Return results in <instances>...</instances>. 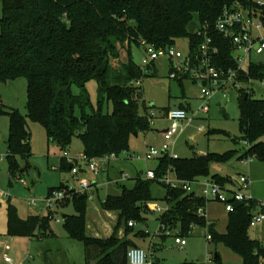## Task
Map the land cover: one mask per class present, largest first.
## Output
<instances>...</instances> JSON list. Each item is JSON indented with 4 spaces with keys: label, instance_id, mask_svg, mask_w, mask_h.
<instances>
[{
    "label": "trees",
    "instance_id": "1",
    "mask_svg": "<svg viewBox=\"0 0 264 264\" xmlns=\"http://www.w3.org/2000/svg\"><path fill=\"white\" fill-rule=\"evenodd\" d=\"M3 4L0 34V82L25 77L28 80V113L18 109L6 110L0 100V117L8 114L10 129L7 136V161L11 176L22 175L19 159L29 158L32 152L29 120L43 125L47 140L66 149L72 139L84 142L88 159L101 158L128 151L130 136L150 129L151 108L143 97L141 85L134 82L155 75L157 66L144 73L133 58V46L140 41L157 48L175 45L185 38L193 53L197 52L203 36L190 33L189 25L199 15L201 28L210 24V35L219 47L214 63L224 68L236 66L232 41L215 30L217 19L226 6L241 2L264 21V5L256 0H0ZM200 28V29H201ZM126 53V59L123 54ZM241 78L262 79L264 66L251 63ZM187 77L176 78L183 85ZM98 84V108H95L87 84ZM195 83V82H193ZM77 89V91H76ZM253 87L240 91L242 140L250 143L239 158L255 155L264 160V99L254 98ZM247 95V96H246ZM113 110L104 112V103ZM181 108H185L180 106ZM186 109V108H185ZM170 108L166 109L167 113ZM237 155L196 154L192 157H160L154 169L155 179L142 175L134 178V186L122 187L120 195H108L101 203L104 210L118 213L113 233L108 237H95L87 233L89 194L79 193L70 185L61 184L67 197L58 202L66 205L71 199L76 213L67 215L64 227L69 237L83 242L87 264H129L128 251L136 246L129 240L135 229L131 220L141 223L155 200L154 183L166 189L165 200L170 206L159 216L161 225H180L179 233L190 235L194 226L207 228L213 244H223L243 258V264H263L264 240L250 235L253 211L258 200L249 205L231 199L233 210L228 212L226 233L216 229L199 214L208 201L196 193L173 188L160 178L173 168L179 179L195 183L204 179L222 186L233 183L229 176L212 174L214 163H227ZM75 164L61 157L60 169L71 171ZM54 188L51 190V192ZM264 210V209H263ZM53 211L48 214L22 218L17 208L9 203L7 234L11 236H46L50 232ZM125 236L119 237L121 229ZM149 235L146 231L139 232ZM47 256V254L45 253ZM49 260V259H48ZM217 264H225L221 257ZM49 264L50 261H49ZM154 264V263H153ZM194 264V263H184Z\"/></svg>",
    "mask_w": 264,
    "mask_h": 264
},
{
    "label": "rangeland",
    "instance_id": "2",
    "mask_svg": "<svg viewBox=\"0 0 264 264\" xmlns=\"http://www.w3.org/2000/svg\"><path fill=\"white\" fill-rule=\"evenodd\" d=\"M264 3V0H256ZM3 4L0 1V34L2 32ZM263 22L260 29H255V35L264 37V21L261 17L256 18V22ZM201 28L199 15H195L188 29L190 33H195ZM176 44L186 49L188 40L180 38ZM145 55L142 47L133 46V58L141 64ZM126 59V53L123 54ZM253 64L264 66V52L257 54L253 52L244 65L248 70ZM157 72L144 78L141 82L143 97L149 106L152 114L150 129L145 132H139L130 136V148L119 155V158H110L99 163L100 172L95 175L90 171L84 162L81 165L86 171L80 170L75 176L71 171H62L60 169V159L66 151L69 156L76 157L79 153H84V142L76 136L66 149H61L54 143H48L46 130L43 125L29 120L31 131V146L33 154L27 159H19L22 167L27 166L26 172L17 177L10 174L7 161L6 138L10 129V117L4 114L0 117V191L5 196H0V264L5 262V255H9L15 264H49L48 257L43 253L41 247L50 243L53 248L60 243L69 259L70 264H87L86 250L83 242L69 237L65 227L63 214L73 215L76 213L75 206L71 199H67L66 205H55L53 218L50 222V232L48 235H37L35 237L11 236L7 234V219L9 203L13 204L22 218H27L32 210L49 213L45 209V199L50 194V189L61 190L62 183L70 185L80 191L78 181L86 178L93 187L89 193L94 195L88 202L87 217L88 222L96 223L99 229L98 221L105 219V222H111V215L108 210H104L101 203L108 195H120L122 187L132 188L135 184L134 178L139 174L143 177L149 169H156L160 163V157L146 159L145 155L152 147L162 150L165 139L162 129L168 127L170 122L165 117V111L168 108H177L183 106L188 112V119L182 124V130L174 137L175 146L171 148L170 155L176 153L178 157H192L196 154L217 153L225 154L235 152L237 155L227 163H214L211 166L212 174L229 176L233 181H237L241 174H246L249 178V187L242 191L264 203V160L258 159L255 155L253 161L247 163L249 158H239L247 150V146L242 140V131L240 126L241 118V98L236 89L229 91L228 96L224 97L219 92L214 95L209 102V111L203 112L201 106L204 101L200 99L201 86L186 79L183 85L176 79L170 78L169 61L162 58L157 61ZM249 86L253 87L254 98L264 99V81L254 79ZM87 88L91 95V100L95 108H98V84L95 80H90ZM28 80L25 77L0 82V100L5 105L6 110L12 108L18 109L23 115L28 113ZM247 89V86L244 87ZM250 89V88H248ZM77 91V89H76ZM113 107L111 103L105 102L103 105L104 112H111ZM205 132L198 139L197 135ZM107 164H109L107 166ZM122 172L128 177L123 180ZM19 177L26 180V184L20 182ZM202 181L194 185L195 191L201 195L203 187ZM229 188L235 190L236 185H230ZM167 189L158 183L152 185V194L155 200L148 205L149 211L144 214L145 222L137 223L135 229L129 234V240L139 247L149 250L151 239L155 240L152 263L149 264H217L214 256L218 253L225 264H242L241 260L231 259L222 252L225 249L234 257L233 252L223 244H213L208 238L207 228L194 226L190 235L183 236L187 240L184 247H180L176 242V235L179 233L180 225L168 226L171 235H167L161 228L159 216L169 209V204L163 200ZM82 193V192H79ZM88 193V194H89ZM89 194V195H90ZM68 198V197H67ZM37 200L36 205L32 201ZM98 208H92L97 207ZM164 209L161 213L158 208ZM209 214L214 217L217 228L226 225L227 212L223 203H210ZM205 208L203 207V210ZM112 212V211H111ZM205 216V215H204ZM206 218V216H205ZM207 219V218H206ZM90 223V224H91ZM107 225V226H106ZM103 223L101 228V237H108L113 232L115 223ZM109 227V228H108ZM88 229V227H87ZM103 229V230H102ZM254 238L264 239V223L250 229ZM141 231H147L149 235L142 236ZM178 231V232H177ZM91 228L87 233L91 234ZM233 253V254H232ZM223 254V255H222ZM203 257V260L199 259ZM236 257V256H235ZM151 262V261H150Z\"/></svg>",
    "mask_w": 264,
    "mask_h": 264
},
{
    "label": "built area",
    "instance_id": "3",
    "mask_svg": "<svg viewBox=\"0 0 264 264\" xmlns=\"http://www.w3.org/2000/svg\"><path fill=\"white\" fill-rule=\"evenodd\" d=\"M259 5L264 3L257 1ZM256 18H259L251 9L246 8L241 2H235L230 6H226L222 11V14L217 19L215 24V30L228 37L234 46L233 53L236 66L224 68L214 63L216 57L219 54V47L215 44L213 37L210 35L209 29L210 24L204 23L201 29L197 31L199 36H203V41L199 45L197 52L193 53L187 45L186 49L181 48L177 44L157 48L155 45L146 42L145 40L140 41V47L144 49L145 55L142 58L140 67L144 73H150L151 68L156 65L157 61L162 58H166L169 61V72L170 78L176 79L181 77H187L192 82L198 83L201 86L200 99L204 101L201 109L203 112L209 111V102L213 99L214 95L221 92L224 97L228 96V93L232 89L238 90L239 94L245 86L251 88L249 84L252 83L253 79H249L245 82L241 78V73L244 71V65L247 62V58L253 53L261 54L264 52V37L255 35L254 30L260 29L263 26V22H256ZM262 20V19H261ZM157 66V65H156ZM142 80L134 82L135 85H140ZM155 115L152 114L150 121ZM166 117L170 122V125L163 131L165 143L163 144L162 150L152 147L147 151L146 159H152L169 155L172 158H178L176 153L170 155L171 148L175 146L176 142L174 137L182 130V124L188 119V112L185 108L177 107L170 108L166 113ZM247 148H250V143L244 141ZM252 156V155H251ZM254 156V155H253ZM253 156L249 158L247 163L253 161ZM63 157L68 162L75 164L71 172L77 176L79 171L82 170L81 162H84L87 168L92 171L95 175L100 172L99 163L107 156L101 158L88 159L87 156L82 153L76 157H71L65 151ZM110 158H116V154L109 155ZM122 179L125 180L128 175L122 173ZM144 178L155 179V170L149 169ZM21 183L26 184V180L19 177ZM160 181L173 187L182 188L188 193H193L192 184L185 182L178 178L173 168H169L168 171L160 178ZM80 191L74 188L77 192L89 193V189L93 185L86 179L83 178L78 181ZM237 188L231 190L228 186H222L211 180L205 181L201 190V196L204 197L208 202H221L223 203L226 212L233 210V203L231 199L236 201L245 202L247 205L254 198L246 195L242 190L249 187V178L246 174L239 176L237 180ZM73 188V187H72ZM90 194V193H89ZM0 196H5L3 191H0ZM67 197L64 190H53L49 196L45 199V209L52 210V208ZM94 195H89V199H92ZM37 200L32 201V205H36ZM264 203L258 202L256 209L253 211V217L251 220V228L259 224L264 223ZM158 211L163 212L164 209L158 208ZM205 209H199L201 216L205 215ZM130 226H136L137 222L131 220ZM161 228L167 235H171L170 230L165 225H161ZM178 232V231H177ZM208 238L211 239V234L208 233ZM175 242L180 246L184 247L187 244V240L183 235H176ZM153 253L150 250H146L139 246L131 247L128 251L129 264H149L152 263ZM151 261V262H150ZM5 262L7 264H15L9 255H5ZM24 264V263H20Z\"/></svg>",
    "mask_w": 264,
    "mask_h": 264
},
{
    "label": "crops",
    "instance_id": "4",
    "mask_svg": "<svg viewBox=\"0 0 264 264\" xmlns=\"http://www.w3.org/2000/svg\"><path fill=\"white\" fill-rule=\"evenodd\" d=\"M165 117H166V113H165ZM167 118V117H166ZM169 121V120H168ZM165 129H167V127L166 128H164V129H162V132L165 130ZM202 133H204L205 134V132H202ZM202 133H200V134H202ZM164 136V135H163ZM197 137V136H196ZM48 141V140H47ZM49 143V142H48ZM6 145H7V138H6ZM7 151H8V147H7ZM79 154H82V153H79ZM116 158H119V156H117ZM61 160V159H60ZM249 163H251V162H249ZM109 164H107V166H108ZM27 170V169H26ZM26 170H25V168L23 169V173L24 172H26ZM82 170H84V171H86V169H84L83 167H82ZM154 170V169H153ZM123 173V172H122ZM140 175V174H139ZM242 175V174H241ZM208 179H204V180H202V181H207ZM233 180V179H232ZM202 181H199V182H195V183H193L192 184V188H193V192L194 193H196L197 195H199L196 191H195V189H194V185L196 184V183H200V182H202ZM230 185H236V186H238L237 185V181L235 182V181H233V183L232 184H227L226 186H228V188H229V186ZM229 189H231V190H233L232 188H229ZM51 190L52 189H50V193H51ZM201 196V195H200ZM210 203H212V202H208L207 203V205H206V207H205V216H206V218H207V220L209 221V222H214V223H216L215 222V220H214V217H211L210 216V214L208 213L209 212V209H210ZM93 209L94 208H98V206L97 207H92ZM107 212H109V215H111L112 217H111V222H105V219L104 220H100V221H98V224H100L99 225V229L97 228V225H96V223L95 224H93V223H91V222H88V229H90L91 228V236H95V237H101V234H100V232L101 231H99V230H101V228H103V223L106 225V224H108L110 227H111V223H115V225H116V223H117V221H118V213L117 212H115V211H107ZM160 212V211H159ZM162 213V212H161ZM34 214H40V215H45L46 213L44 212H38V211H35V210H32L31 211V214H29V215H34ZM89 221V220H88ZM91 223V224H90ZM227 224H228V212H227V219H226V225L225 226H221V228H217V225H216V229L218 230V232H220V233H226V230H227ZM107 226V225H106ZM109 228V227H108ZM87 229V230H88ZM113 229H114V227H113ZM103 230V229H102ZM251 231V230H250ZM113 233V232H112ZM111 233V234H112ZM250 235H251V233H250ZM110 236V235H109ZM125 236V230L122 228L121 230H120V232H119V237L120 238H123ZM251 237L252 238H254L252 235H251ZM255 239H258V240H261V241H263L264 239H261V238H255ZM155 240H160V237L159 238H154V239H151L150 240V243H149V250L153 253L154 252V245L156 244L155 243ZM137 246V245H136ZM227 248V247H226ZM227 249H229V248H227ZM230 250V249H229ZM231 252H233L232 250H230ZM222 252H224L225 253V256H228V257H230L231 259H236L237 261H240L241 260V262H242V264H243V258L240 256V255H238V254H236V253H234V254H236V255H234V257L233 256H231V254L228 252V250H224V251H222ZM232 253V254H233ZM223 255V254H222ZM236 256V257H235ZM223 261V260H222ZM224 263H225V259H224V261H223ZM263 264H264V262H263Z\"/></svg>",
    "mask_w": 264,
    "mask_h": 264
},
{
    "label": "water",
    "instance_id": "5",
    "mask_svg": "<svg viewBox=\"0 0 264 264\" xmlns=\"http://www.w3.org/2000/svg\"><path fill=\"white\" fill-rule=\"evenodd\" d=\"M203 134L204 133L197 135L195 139H198ZM66 216V214H63L62 218L65 219ZM41 250L43 251V253L47 254V257L51 264H70L68 256L60 243H57L55 248H53L50 243H47L46 245L41 247ZM219 256L220 255L218 253L215 254V258H218ZM199 260L202 261L203 257H201Z\"/></svg>",
    "mask_w": 264,
    "mask_h": 264
}]
</instances>
